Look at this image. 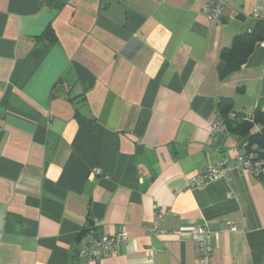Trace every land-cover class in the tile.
<instances>
[{
    "label": "crops",
    "instance_id": "crops-1",
    "mask_svg": "<svg viewBox=\"0 0 264 264\" xmlns=\"http://www.w3.org/2000/svg\"><path fill=\"white\" fill-rule=\"evenodd\" d=\"M206 2L0 0V264H96L74 258L95 224L130 237L98 264H199V227L211 264H264V176L211 129L223 99L264 111V45L227 75L223 58L264 0H228L220 23Z\"/></svg>",
    "mask_w": 264,
    "mask_h": 264
},
{
    "label": "built area",
    "instance_id": "built-area-1",
    "mask_svg": "<svg viewBox=\"0 0 264 264\" xmlns=\"http://www.w3.org/2000/svg\"><path fill=\"white\" fill-rule=\"evenodd\" d=\"M228 0H207L203 7V13L208 19L220 23L224 18V11ZM264 9L262 4L257 5L252 10V18L258 21L263 18ZM264 45V42H262ZM212 135L219 136L223 133L231 134L224 123L222 117L218 114L212 124ZM236 168L242 173L255 176L261 179L264 176V160L259 159L255 152H247L240 145V152L236 158ZM230 170L228 161H223L218 165H208L190 178L192 188L202 187L208 183L217 182L224 179ZM158 210L157 207H154ZM230 232L237 231L232 221L228 223ZM98 225H93L87 229L89 239L78 243L74 252L75 260H82L87 263H96L106 258L117 256L121 253L129 237L126 229H123L118 235L100 234ZM195 251L199 264H211L213 245L210 232L205 227H199L194 232Z\"/></svg>",
    "mask_w": 264,
    "mask_h": 264
},
{
    "label": "trees",
    "instance_id": "trees-1",
    "mask_svg": "<svg viewBox=\"0 0 264 264\" xmlns=\"http://www.w3.org/2000/svg\"><path fill=\"white\" fill-rule=\"evenodd\" d=\"M49 31L48 28L46 33ZM262 42H264V18L256 21L251 30L238 37L231 50L224 52L223 58L228 65L225 75L240 70L253 54L256 45ZM218 114L231 134L246 141L242 149L255 152L259 159L264 160V111L258 108L250 119H245L243 115L235 112L233 100L223 99L218 104ZM257 126L259 131L254 132Z\"/></svg>",
    "mask_w": 264,
    "mask_h": 264
}]
</instances>
